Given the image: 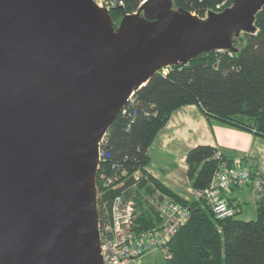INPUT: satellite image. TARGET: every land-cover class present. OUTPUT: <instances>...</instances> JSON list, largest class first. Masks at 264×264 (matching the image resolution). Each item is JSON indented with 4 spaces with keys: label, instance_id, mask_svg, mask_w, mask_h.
Masks as SVG:
<instances>
[{
    "label": "water",
    "instance_id": "obj_1",
    "mask_svg": "<svg viewBox=\"0 0 264 264\" xmlns=\"http://www.w3.org/2000/svg\"><path fill=\"white\" fill-rule=\"evenodd\" d=\"M264 0L200 18L146 0H0V264H102L98 142L158 70L230 50Z\"/></svg>",
    "mask_w": 264,
    "mask_h": 264
},
{
    "label": "trees",
    "instance_id": "obj_2",
    "mask_svg": "<svg viewBox=\"0 0 264 264\" xmlns=\"http://www.w3.org/2000/svg\"><path fill=\"white\" fill-rule=\"evenodd\" d=\"M120 1L123 9L109 11L116 23L135 11L140 0ZM231 4L232 0H171L172 9L200 18ZM231 45L230 50L203 51L185 64L170 65L164 75L156 72L135 91L127 113L119 112L105 133L107 159L97 172V187L100 170L109 169L110 164L124 165L130 173L146 168L152 141L181 106L195 105L207 119L264 138V3L253 14L249 29L231 35ZM216 154L210 145H196L186 152V175L193 190L208 186L220 161L232 162ZM149 180L190 209L189 220L169 242L171 257L164 264H264V193L256 200L254 219H239L238 212L217 219L203 200H187L157 180ZM110 196L106 192L99 200L108 201ZM136 201L142 207L139 229L158 224L146 202L138 197Z\"/></svg>",
    "mask_w": 264,
    "mask_h": 264
},
{
    "label": "built area",
    "instance_id": "obj_3",
    "mask_svg": "<svg viewBox=\"0 0 264 264\" xmlns=\"http://www.w3.org/2000/svg\"><path fill=\"white\" fill-rule=\"evenodd\" d=\"M93 1L106 11L123 9L124 6L120 0ZM145 1L140 0L132 13H136ZM224 4L225 1L216 5V9L219 10ZM228 55L231 56L230 51ZM157 72L164 75L167 67ZM134 101L135 91H132L120 110L123 116ZM105 143L104 134L98 142L96 175L100 164L107 159ZM219 156L217 153L216 157L219 158ZM240 161L238 158L232 160L230 164L227 161H220L208 186L201 190H194L195 198L203 200L217 219L232 217L238 212L237 206L231 203L227 196L232 185H248L256 200L264 193V174L252 169L250 160H246L244 165H241ZM108 168L100 170L98 187L95 183L99 253L102 264L136 263L144 254L156 250L161 252L164 259L170 258L169 242L189 220V207L177 202L153 184L145 168L131 173L121 164L113 163ZM141 182L145 184L140 185ZM106 192L111 193L109 200L100 201L99 198ZM137 197L142 198L154 212L158 218V224L139 229L138 216L142 212V207L137 203Z\"/></svg>",
    "mask_w": 264,
    "mask_h": 264
},
{
    "label": "crops",
    "instance_id": "obj_4",
    "mask_svg": "<svg viewBox=\"0 0 264 264\" xmlns=\"http://www.w3.org/2000/svg\"><path fill=\"white\" fill-rule=\"evenodd\" d=\"M196 145H210L227 160L240 159L242 165L250 160L252 168L264 174V155L260 157L259 150H254V145L264 147V138L207 119L195 105L174 110L159 130L148 149L147 173L181 197L189 200L186 194L195 199L184 158ZM227 196L237 206V218L244 214L246 217L242 220H249L255 214L256 200L248 186L232 185Z\"/></svg>",
    "mask_w": 264,
    "mask_h": 264
},
{
    "label": "rangeland",
    "instance_id": "obj_5",
    "mask_svg": "<svg viewBox=\"0 0 264 264\" xmlns=\"http://www.w3.org/2000/svg\"><path fill=\"white\" fill-rule=\"evenodd\" d=\"M257 137L261 139V137H259L258 135H257ZM254 150L255 151H258L259 150L260 157H262L264 155V147L260 148V147H258L256 145H254ZM241 186H248V185H241ZM249 189L251 191V188L250 187H249ZM251 193H252V191H251ZM184 195L188 199L191 198L189 195H186V194H184ZM244 217H246L244 214L242 216H238L239 219H244ZM254 218H255V214H253L250 219H254ZM130 264H164V257H163V255L161 254V252L159 250H156V251H153V252L144 254L139 259V261H137L136 263H130Z\"/></svg>",
    "mask_w": 264,
    "mask_h": 264
},
{
    "label": "flooded vegetation",
    "instance_id": "obj_6",
    "mask_svg": "<svg viewBox=\"0 0 264 264\" xmlns=\"http://www.w3.org/2000/svg\"><path fill=\"white\" fill-rule=\"evenodd\" d=\"M172 9V8H171ZM114 23V26L116 27L117 25H118V23H116V22H113Z\"/></svg>",
    "mask_w": 264,
    "mask_h": 264
},
{
    "label": "bare ground",
    "instance_id": "obj_7",
    "mask_svg": "<svg viewBox=\"0 0 264 264\" xmlns=\"http://www.w3.org/2000/svg\"><path fill=\"white\" fill-rule=\"evenodd\" d=\"M109 12V11H108Z\"/></svg>",
    "mask_w": 264,
    "mask_h": 264
}]
</instances>
